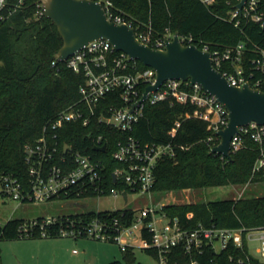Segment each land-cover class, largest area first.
I'll use <instances>...</instances> for the list:
<instances>
[{
  "label": "trees",
  "instance_id": "1",
  "mask_svg": "<svg viewBox=\"0 0 264 264\" xmlns=\"http://www.w3.org/2000/svg\"><path fill=\"white\" fill-rule=\"evenodd\" d=\"M7 1L9 14L0 23V176L11 174L25 181L28 179L26 145L35 144L46 123L78 100L84 76L67 67L66 62L57 61L56 54L63 45V38L53 20L36 13L41 0H22L20 4L19 0ZM111 1L133 21L134 27L150 23L157 36L178 31L181 36H191L199 48L208 45L210 51L244 43L247 58L256 57L259 50H264V27L255 22L237 27L226 19L234 0L231 5L227 0H218L211 6L200 0ZM55 60L57 62L53 65ZM138 62L142 68L148 67L140 60ZM116 102V105L121 104L120 100ZM197 111L194 104L178 101L147 104L144 115L129 133L142 141L171 142L174 145L175 156L161 159L156 166L154 192L163 195L263 181L264 170H255L260 156L258 143L250 135H245L243 146L232 153V159L210 153L218 139L208 141L213 134L212 123L198 118ZM177 121L181 124L172 136L170 133ZM65 128L61 134L63 141L101 161L109 193L114 188L130 192L127 185L114 181L112 175L119 166L112 153L127 134L112 126L93 130L94 135H104L107 150L102 152L94 150L87 136L88 127L67 123ZM160 212L177 218L183 227L189 229L199 224L255 229L264 226V195L170 203L163 205ZM135 215L136 211L128 207L69 214L73 219L81 218L87 222L94 217H107L122 226L131 225ZM38 218L41 220L42 216ZM25 220L12 218L4 225L0 224V240L44 237L39 229L31 236L22 235L19 229ZM58 228V225L53 226L49 237L59 236ZM142 231L144 237L150 239L149 230L143 228ZM142 248L158 258L155 249ZM123 252L128 263L134 262V246ZM168 256L171 264H191L193 260L198 264H263L260 258L249 252L246 241L240 247L231 243L221 251L208 246L201 253H189L182 245H175ZM0 264H3L1 258ZM109 264L122 262L116 259Z\"/></svg>",
  "mask_w": 264,
  "mask_h": 264
},
{
  "label": "built area",
  "instance_id": "2",
  "mask_svg": "<svg viewBox=\"0 0 264 264\" xmlns=\"http://www.w3.org/2000/svg\"><path fill=\"white\" fill-rule=\"evenodd\" d=\"M96 1L102 4L110 20L134 27L133 21L116 9L111 0ZM200 1L211 6L218 0ZM241 1L234 0L232 4V0H227V4H232V8L227 12L226 19L237 27L249 22L264 27V0H245L243 5L238 7ZM21 2L22 0H19V4ZM7 5V0H0V23L9 14ZM36 13L44 14L42 2L38 4ZM134 28L136 36L154 48H165L166 39H172L174 36L172 32L164 36L155 35L150 23ZM179 36L183 44H195L191 36ZM202 49L209 50L208 45ZM210 52L214 66L219 70L223 69L220 71L232 85L243 86L249 82L252 87L264 90V50H259L256 57L247 58L244 43H238ZM57 61H53V65ZM64 62L74 72L84 76V82L79 87V98L46 123L35 144L26 145L27 180L21 181L11 174L0 176L2 198L20 203H43L58 199L95 198L109 194V184L102 171L101 161L62 140L61 134L66 131L64 126L67 123L88 127L90 131L87 136L93 145H106V150L104 135H94L93 130L100 126H112L127 134L125 139L117 143L112 153L119 163L112 175L114 181L127 185L130 192L143 194L154 192L155 169L159 161L176 154L171 142H146L129 134L144 115L147 104L163 101L170 104L177 101L194 104L198 107L196 116L212 123L213 134L208 137V141L218 139L219 143L220 138L216 132L228 124V110L225 105L215 95L204 90L199 83L191 84L189 80L167 79L156 89L150 90L146 99H142L147 87L156 83V70L150 66L142 68L137 59L117 50L107 39L91 41ZM117 100H120V105H116ZM180 124V121L176 122L170 133L172 136H175ZM245 135H250L259 145L260 156L255 170H264V124L253 121L248 125L239 126L238 132L230 142L231 153L243 146ZM124 191L114 188L111 192L123 196ZM130 192L127 191L126 202ZM162 207H144L135 215L129 226L119 225L115 220L109 221L107 217H94L87 222L81 218L73 219L69 214H61L42 216L41 220L38 217L26 219L19 230L22 235L31 236L39 229L42 236H49V230L58 225L59 236L91 237L120 242L122 250L135 246L133 241L139 240L143 247L158 252L160 264H171L168 255L175 245H182L189 253H201L208 246L215 251H221L231 243L240 247L246 241L249 252L254 255L250 242L260 240L257 250L264 264V226L246 229L199 224L189 229L183 227L177 218L160 212ZM136 223L142 224L139 232L130 229ZM143 228L149 230L150 239L144 237ZM124 233L130 237L123 236ZM191 264H198V261L193 260Z\"/></svg>",
  "mask_w": 264,
  "mask_h": 264
},
{
  "label": "water",
  "instance_id": "3",
  "mask_svg": "<svg viewBox=\"0 0 264 264\" xmlns=\"http://www.w3.org/2000/svg\"><path fill=\"white\" fill-rule=\"evenodd\" d=\"M244 1L238 3V7ZM41 2L45 16L53 20L63 38V45L56 54L57 60L64 61L91 41L103 38L117 50L156 70V83L147 87L142 99L147 98L150 90L173 78L199 83L204 90L215 95L228 110V124L216 132L220 141L210 149V153L232 159L230 142L239 126L253 121L264 124V90L252 87L249 82L243 86L232 85L214 66L211 52L196 44H183L178 31L172 39H166L165 48H154L136 36L134 27L110 20L102 4L96 0ZM94 150L105 152L106 145L94 146ZM123 196L127 201V191Z\"/></svg>",
  "mask_w": 264,
  "mask_h": 264
},
{
  "label": "rangeland",
  "instance_id": "4",
  "mask_svg": "<svg viewBox=\"0 0 264 264\" xmlns=\"http://www.w3.org/2000/svg\"><path fill=\"white\" fill-rule=\"evenodd\" d=\"M264 195V180L246 184L209 186L199 189L181 190L159 194L153 192H130L128 202L123 196L110 192L95 198L58 199L43 203H20L16 200L0 197V224L4 225L12 218L33 219L40 216L74 214L90 209L116 210L132 208L139 214L144 207H161L170 203L207 202L211 200L251 197ZM140 223L130 229L139 232ZM123 236L129 238L126 233ZM135 260L131 264H160L159 259L148 253L133 241ZM260 240L250 242L253 254L261 258L258 252ZM0 258L3 264H109L120 260L130 264L124 257L120 242L93 239L91 237L44 236L22 237L0 240Z\"/></svg>",
  "mask_w": 264,
  "mask_h": 264
},
{
  "label": "crops",
  "instance_id": "5",
  "mask_svg": "<svg viewBox=\"0 0 264 264\" xmlns=\"http://www.w3.org/2000/svg\"><path fill=\"white\" fill-rule=\"evenodd\" d=\"M44 216V215H43Z\"/></svg>",
  "mask_w": 264,
  "mask_h": 264
}]
</instances>
